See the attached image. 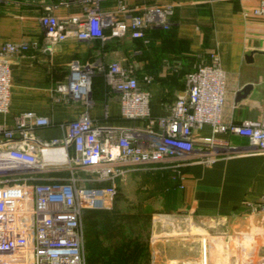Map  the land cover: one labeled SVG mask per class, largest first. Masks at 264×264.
Wrapping results in <instances>:
<instances>
[{
	"label": "crops",
	"instance_id": "obj_1",
	"mask_svg": "<svg viewBox=\"0 0 264 264\" xmlns=\"http://www.w3.org/2000/svg\"><path fill=\"white\" fill-rule=\"evenodd\" d=\"M156 5H173L170 26L145 27L142 37L128 32L105 40L71 37L52 44L41 24L45 14L86 18L92 8L103 15L128 20ZM261 9L262 13H256ZM109 32L106 29L108 35ZM8 42H26L29 48L8 57L12 69L11 105L7 113L0 112V124L11 127L16 116L25 112L47 116L52 125L35 130L37 137L44 140L62 138L65 135L62 125L86 112L100 127L127 129L144 124L143 120L122 115L120 93L107 82L105 71L101 70L114 61L133 67L140 87L150 92L152 115L161 116L168 115L174 102L185 92L187 75L201 65L211 64L216 53L227 73L224 122L240 124L264 119L261 0H101L97 4L88 0H69L68 4L61 0H0V50ZM76 62L92 67L91 103L61 89L71 82L72 66ZM247 85H252L249 93L239 96ZM212 136V126L205 124L195 130L194 143L211 149L205 138ZM215 138L218 154L211 163L193 161L182 167L180 175L158 165L144 166L127 174L133 179L138 176L157 179L158 191L166 197L164 202L177 211L202 219L245 221L246 234H253L256 240L251 252L258 255L257 259L254 255L245 256L243 251L239 258L231 251L223 258L215 253L203 254L208 256L210 264H252L253 259L263 264L264 212L255 210L249 203H259L264 195V154L246 152L250 148L249 139L233 132L217 133ZM47 175L50 173L41 177ZM82 225L86 264L87 260L90 264L114 263L110 254L112 239L106 237L101 225L91 232L83 217ZM100 252L105 255L99 256ZM135 263L156 264L144 258L130 262ZM179 263L192 264L183 256H171L159 264Z\"/></svg>",
	"mask_w": 264,
	"mask_h": 264
},
{
	"label": "built area",
	"instance_id": "obj_2",
	"mask_svg": "<svg viewBox=\"0 0 264 264\" xmlns=\"http://www.w3.org/2000/svg\"><path fill=\"white\" fill-rule=\"evenodd\" d=\"M88 1L97 4L101 0ZM61 2L68 4L69 0ZM173 12V5H156L128 20H119L92 8L86 18L45 14L41 24L52 44L71 37L105 40L128 32L142 37L145 27L168 28ZM28 48L26 42H8L0 50L1 113H7L11 105L12 69L8 57ZM101 70L120 93L123 117L143 120L142 126L100 127L86 112L62 125V138L44 140L35 130L52 125L47 116L25 112L16 116L11 127L0 124V264H86L84 209L112 208L116 182L131 170L158 165L180 175L182 167L193 161L213 162L218 154L214 146L217 133L247 137L250 148L246 152L264 154V119L240 124L223 120L227 73L218 54H213L211 64L201 65L187 75L185 92L170 113L161 116L152 115L150 92L140 87L132 66L114 61ZM72 72L71 82L62 85V91L91 103L92 67L76 62ZM205 124L213 128V136L205 138L211 149L194 143L195 130ZM47 151L62 157L46 158ZM44 173L50 175L42 178ZM249 205L264 212V195L259 203ZM201 264L210 263L204 260Z\"/></svg>",
	"mask_w": 264,
	"mask_h": 264
},
{
	"label": "rangeland",
	"instance_id": "obj_3",
	"mask_svg": "<svg viewBox=\"0 0 264 264\" xmlns=\"http://www.w3.org/2000/svg\"><path fill=\"white\" fill-rule=\"evenodd\" d=\"M116 183L118 196L114 206L126 212L144 211L151 215L147 245L150 261L159 264L168 257L183 256L189 263L201 264L203 254L215 253L223 258L229 251L238 258L243 251L245 256L254 255L257 259L258 255L251 252L256 240L246 238L244 220L202 219L177 211L164 202L166 197L158 191L160 182L154 178L133 179L126 174ZM254 261L252 264H257Z\"/></svg>",
	"mask_w": 264,
	"mask_h": 264
},
{
	"label": "trees",
	"instance_id": "obj_4",
	"mask_svg": "<svg viewBox=\"0 0 264 264\" xmlns=\"http://www.w3.org/2000/svg\"><path fill=\"white\" fill-rule=\"evenodd\" d=\"M117 196L118 186L112 208L84 209L83 218H85L86 225H90L91 232L101 225L106 237L112 239L113 253L110 254L114 263L109 264H130L131 261L138 262L140 258L146 261L149 259L147 245L151 215L144 211L126 212L118 209L117 205L114 206ZM98 255L102 256L105 253L100 252ZM87 262L91 263L89 260Z\"/></svg>",
	"mask_w": 264,
	"mask_h": 264
},
{
	"label": "bare ground",
	"instance_id": "obj_5",
	"mask_svg": "<svg viewBox=\"0 0 264 264\" xmlns=\"http://www.w3.org/2000/svg\"><path fill=\"white\" fill-rule=\"evenodd\" d=\"M45 156H46V158H51V157H62V155H55V152L54 151H47L46 152V154H45ZM252 230H253V228H252ZM256 230V229H255ZM259 231V230H258ZM254 232V231H253ZM246 233V232H245ZM246 238L247 239H249V241H251V240H253L255 237H254V235L253 234H250V235H246ZM245 244V243H244ZM204 245H205V243H204ZM205 249H206V246H203ZM246 250V249H245ZM205 251V250H204ZM203 259V261L204 260H207L208 261V256L206 257L205 255H204V257L202 258Z\"/></svg>",
	"mask_w": 264,
	"mask_h": 264
},
{
	"label": "water",
	"instance_id": "obj_6",
	"mask_svg": "<svg viewBox=\"0 0 264 264\" xmlns=\"http://www.w3.org/2000/svg\"><path fill=\"white\" fill-rule=\"evenodd\" d=\"M251 88H252V85H247L243 89L242 93L241 92L239 93V96H245V95H247L249 93V91H250Z\"/></svg>",
	"mask_w": 264,
	"mask_h": 264
}]
</instances>
